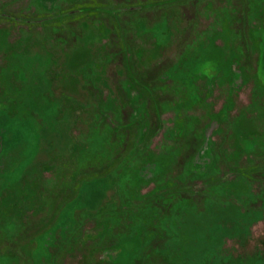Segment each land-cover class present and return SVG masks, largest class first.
<instances>
[{
  "label": "rangeland",
  "instance_id": "obj_1",
  "mask_svg": "<svg viewBox=\"0 0 264 264\" xmlns=\"http://www.w3.org/2000/svg\"><path fill=\"white\" fill-rule=\"evenodd\" d=\"M1 13L0 264L264 262V0Z\"/></svg>",
  "mask_w": 264,
  "mask_h": 264
},
{
  "label": "trees",
  "instance_id": "obj_2",
  "mask_svg": "<svg viewBox=\"0 0 264 264\" xmlns=\"http://www.w3.org/2000/svg\"><path fill=\"white\" fill-rule=\"evenodd\" d=\"M46 5H47V4H46ZM41 6H42V5H41ZM43 6H44V4H43ZM43 6H42V8H43ZM49 7H50V6H49ZM43 9H45V8H43ZM0 16H2V17H4V18H6V17H12V18H15V19H16L15 16H12V15H5L4 13H1ZM38 21H39V20H38ZM41 21H42V20H41ZM27 22L34 23V22H36V21H35V20H34V21L32 20V21H26V23H27ZM133 237H134V236L129 237L128 240H129V239H130V241L132 240V242H131L132 245H133L134 242H135V244H134V248H135V246H136V250H137V248L139 247L140 243L137 244V240L133 239ZM126 240H127V239H126ZM122 242H123L122 240H121V241L119 240V241L116 243V245H117V246H119V245L122 246V245H123ZM123 246H124V245H123ZM101 259H102V258H101ZM102 262H103V261H102Z\"/></svg>",
  "mask_w": 264,
  "mask_h": 264
},
{
  "label": "snow or ice",
  "instance_id": "obj_3",
  "mask_svg": "<svg viewBox=\"0 0 264 264\" xmlns=\"http://www.w3.org/2000/svg\"><path fill=\"white\" fill-rule=\"evenodd\" d=\"M151 22V21H150ZM260 37H261V40L264 41V31H262L261 33H259ZM261 49L264 50V43H262L261 45ZM2 115V114H0ZM7 126V125H5ZM3 177H0V180H2ZM262 179H264V177H262ZM95 228V225L94 224H87L85 225V231H93ZM262 235H264V228H262ZM262 264H264V262H262Z\"/></svg>",
  "mask_w": 264,
  "mask_h": 264
}]
</instances>
